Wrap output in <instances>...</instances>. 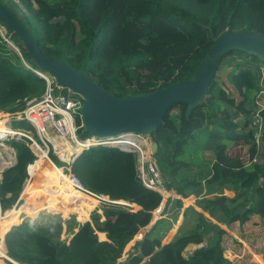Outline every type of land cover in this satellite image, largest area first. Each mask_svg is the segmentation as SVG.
Returning <instances> with one entry per match:
<instances>
[{"label": "trees", "instance_id": "trees-1", "mask_svg": "<svg viewBox=\"0 0 264 264\" xmlns=\"http://www.w3.org/2000/svg\"><path fill=\"white\" fill-rule=\"evenodd\" d=\"M0 3L28 28L44 55L81 70L116 97L148 94L191 80L216 37L225 31H248L264 36V0H0ZM60 22H68V30L60 29ZM0 26L18 49L19 57L14 52L13 56L30 66L27 69L21 62L15 65L10 57L0 54V111L12 114L24 109L26 99H39L45 90V81L31 69L46 71L32 62L17 34L1 18ZM5 44L0 36L1 51ZM235 53L247 60L232 64L227 58ZM256 62H259L257 57L238 51L224 55L207 94L189 116H185L186 104H175L166 111L156 131L149 134L151 142L158 146L153 157L167 190L182 198L194 195L195 205L204 211L187 207L177 233L168 243L162 244L178 220L181 201H172L176 209L172 215L151 224L162 197L136 179L137 154L94 146L81 151L71 171L91 192L112 201L128 202L131 207L101 204L76 231H66L72 229L68 220L63 229L56 215H41L39 219L45 218L44 223L30 219L17 225L19 221H7L0 228L1 237L5 234L4 247L10 259L4 260V264H13L12 261L16 264H234L224 254L222 243L226 231L222 227L229 229L233 223L243 225L253 215L264 222V161L252 162L258 148L251 133L244 132L255 112V97L261 90ZM223 66L231 67L228 80L238 97L229 93L218 78ZM260 115L264 120V108ZM13 123L29 130L26 121ZM76 123L80 125L81 120L77 119ZM77 134L80 139L90 137L82 132V127ZM26 142L23 138L7 141L15 151L16 161L2 172L0 182L1 211L13 210L18 217L30 210L26 205L28 200L39 206L49 200L38 195L30 197L29 191L20 196L28 178L27 168L36 160ZM240 142L248 148L250 164L226 153L230 144ZM262 142L264 145V132ZM202 150L212 155L209 171L196 168L185 173V167L196 166L195 160L200 159L198 153ZM50 151V160L59 162ZM191 156L194 159H188ZM43 184L32 180L28 188L38 191ZM225 190L233 191L235 196H221ZM19 197L23 202L12 208ZM80 203L76 199L61 205L65 215L76 213L74 226L88 216ZM133 204L140 209L134 211L132 207L137 206ZM32 207L36 212L45 209ZM150 224L127 252L125 262H119L125 247ZM62 232L71 234L68 243L60 238ZM190 244L203 246L184 257L183 252Z\"/></svg>", "mask_w": 264, "mask_h": 264}, {"label": "water", "instance_id": "water-1", "mask_svg": "<svg viewBox=\"0 0 264 264\" xmlns=\"http://www.w3.org/2000/svg\"><path fill=\"white\" fill-rule=\"evenodd\" d=\"M0 18L17 34L32 62L39 69L53 76L58 87L69 88L83 99L80 109L82 132L99 139L121 135H149L156 131L166 111L175 104H186L185 116L188 117L207 94L222 58L232 51L257 57L264 63V36L248 31H225L216 37L214 45L205 53L191 80L148 94L116 97L81 70L63 60L44 55L28 28L1 3ZM12 47L18 52L17 48ZM151 148L152 154H155L158 146L152 143Z\"/></svg>", "mask_w": 264, "mask_h": 264}, {"label": "built area", "instance_id": "built-area-1", "mask_svg": "<svg viewBox=\"0 0 264 264\" xmlns=\"http://www.w3.org/2000/svg\"><path fill=\"white\" fill-rule=\"evenodd\" d=\"M2 29V26H0ZM4 28V27H3ZM6 35V31H5ZM3 33H1L0 30V36L2 39H4L9 45H14L12 42H10L6 36ZM262 68V67H261ZM33 72L42 78L45 81V90L41 97L39 99H26L25 107L22 111L16 112V113H6L5 115L9 121L8 123H1L2 129H0V145H3L5 141L15 138V139H26V145L30 148V150L36 155V159L38 158V152L44 151L38 141L28 134V130L22 129V128H13L10 127V125L14 121H26L29 123L33 129L36 130V134L38 135L40 141L44 144L46 150V157L47 159L54 164L50 158H48V151H49V145L53 150L58 149L59 147H63L64 151L69 150H86L90 147L94 146H105V147H111L116 146L122 149L125 152H135L137 154V164L139 167V174H140V180L144 188L154 191L161 195L162 201L161 203L166 200L169 197H172L170 190H167L165 187L159 171L156 164V161L153 157L152 153L148 152V146L147 142L144 140V136L139 135H121L114 138H105V139H99L94 137H89L86 139H80L77 130L83 126V121L80 113V109L82 106L83 99L78 96L76 93H74L69 88H61L56 85L55 79L53 76H51L47 72H42L39 70L31 69ZM260 85L263 87L261 89L255 99V112L252 115L251 120L247 124L245 128V132H250L252 135L253 142L257 146L258 149H260V142H262L263 132H264V120L263 117L260 115V112L263 110L264 105L259 103L257 101V98L264 96V68H262L261 73V79H260ZM80 119L81 124L77 125L76 120ZM51 129L58 140V143H54L56 139L53 141L43 138L46 137V132ZM122 136H125L123 139ZM129 136L132 138L133 145L129 146L126 142V137ZM114 140H118L117 144H113L112 142ZM262 144V143H261ZM74 146H76L74 148ZM10 154L7 157L8 162H4L1 165L2 169L0 170V182L2 180V172L15 164L16 158H15V151L9 147ZM45 152V151H44ZM64 155H57V158L60 162L65 163L66 166L62 167L60 170L64 174V177L67 179L66 182L70 184L71 188L73 190L79 191L83 193L87 198L93 199L94 201L101 204H118L117 201L110 200L107 196L103 194H97L94 192L89 191L84 185L81 183V181L78 179L77 176L74 174H71V167L73 161L69 162L67 161L66 157ZM252 162H256V157L252 160ZM248 164H250L248 162ZM35 166L36 160L30 164ZM27 168L28 178L25 181V185L28 184L30 181L32 175L30 173L29 167ZM55 165V164H54ZM65 179L61 178V181H64ZM24 189V188H23ZM188 198H182L181 203L183 200H188ZM193 200V199H191ZM19 203V200L16 204ZM122 205V204H120ZM182 205V204H181ZM124 206L131 207L128 204H125ZM15 205L13 206V208ZM98 208V207H97ZM6 212H2L0 209V221L4 220L6 218ZM73 214V213H72ZM76 215V213H74ZM156 215H159V211ZM141 236V234H139ZM4 235L1 237L0 235V242L3 246V254L0 255L1 259L9 260V258L6 255V249L4 247Z\"/></svg>", "mask_w": 264, "mask_h": 264}, {"label": "rangeland", "instance_id": "rangeland-1", "mask_svg": "<svg viewBox=\"0 0 264 264\" xmlns=\"http://www.w3.org/2000/svg\"><path fill=\"white\" fill-rule=\"evenodd\" d=\"M68 26H69L68 22H60V24H59L60 29H63V30H68ZM0 30H1V33H3L5 35L6 29L2 27V29L0 28ZM13 46L15 48H17L15 45H13ZM13 52L18 56V54H17L18 52L15 49H13V47L10 46L7 42L4 45L3 51L0 50V54L3 55V56L10 57L11 58L10 60H11V62L13 64H15V65L18 64V66H19L20 65V62H21L22 65L25 68L29 69L30 66L28 65V63L25 62L24 60H21V59H20V62H18L16 60V58L13 56ZM227 59H228V61L229 60L232 61V64H234L236 62H240V61H243L244 62L245 60H247V58L244 57V55H240V54H236V53L235 54H232ZM77 61H79V59H77ZM256 63H257L258 66L256 65ZM256 63H254V66L257 67L258 68V71H259V82H258V84L261 87V89H263V87L260 85V79H261L262 68H264V63H262L260 61L259 62H256ZM226 67L227 66H223L219 70V72H218V78H219L222 86L229 93H231L234 97H238L236 91L233 89V87L231 86V84L229 83V80H228V75H229V71H230L231 67H227V68ZM255 99H256V97H255ZM257 101L259 103H261L262 105H264V96H261V97L257 98ZM5 114H6L5 112L0 111V125L1 126H2L1 123H8V121H9V119L6 116H2V115H5ZM10 127L18 128L20 126L17 123H12L10 125ZM30 127H27V129H29L28 130V134L30 136H33L38 141V143L40 144V146L42 147V149L44 151H46L47 149L45 148L44 144L40 141L38 135L36 134V130L33 129V127L31 125H30ZM244 132H245V128H244ZM46 134H47L46 137H43V138H47V139H49L51 141H53L54 139H56V141L54 143H56V142L58 143L57 137H56L55 133L51 129H49L48 132H46ZM144 140H145V142H147L148 152L149 153H153V150L151 148L152 142H151L150 136L149 135H145L144 136ZM2 144L3 145H0V170L2 169L1 165L3 163V160H4V162H8L9 161L7 157L10 154V150L8 149L9 146H8L7 142L5 141ZM259 145H260V149H258V154L256 156V162L257 163L264 161V145H263V142H260ZM75 147L76 146H74V148ZM111 147L117 148L120 151L125 152V150L123 151L119 147H116V146H111ZM247 150H248L247 146H245L243 143L240 142L238 144H230L229 147L226 150V153L228 155H230V156H237V157L239 156L241 159L244 160L245 164H248L247 163V160H248ZM49 151L56 158H57V155H64L66 157L67 161H69V162L73 161L74 162L76 160V158L79 156V154L81 153L82 150L80 152H78V153H76L75 150H69V152L68 151L66 152V151L63 150V147H59L58 149L53 150L51 148V146L49 145ZM49 151H48V155H47L48 158H49ZM37 154H38V158L36 159V161L38 159L44 158V155L46 154V152H44V155H40L39 152ZM185 157H187V156H185ZM185 157H183V158H185ZM198 157L200 159L198 161L195 160L196 166L194 165V166L187 167V168L185 167L183 169V171H185V173L194 172L196 170V168L198 170L203 168V170L205 171V173H207V171H209V169L211 167V164H212V159H211L212 158V155H211V153L209 151L202 150V151H200L198 153ZM188 159L192 160V159H194V156H191V158H188ZM57 160L59 161L58 158H57ZM49 162L50 161H48V164L50 166L51 165L50 164L51 162L50 163ZM54 164H55V166H58L60 169L62 167H65L66 166L65 163H62L60 161L59 162L56 161ZM43 165H44V167H47V172L46 173H41L40 176L36 175V178L35 179H33L34 176H32L31 179H30V181L28 182V184H31L32 180L37 182V181H39V178L40 179H45L47 181V184L48 185L45 186V182H44L43 186H44L45 189H48L49 192L46 191V190H39V191H31V190H28L29 191L28 194H29L30 197H34V195H38V196H41L42 197V200H43V198L45 199V201L47 199H49V200L46 202V205H45V203H43V206L42 205L39 206V205L35 204L34 202H32L31 200H28V202L26 203V205L30 207V210L27 213L28 214H32L33 216L28 215L27 213H21L19 215V223L17 225L21 224L25 220H30V219L35 220L37 222H43L44 223V222H46L45 221V218L39 219V217H41V215H56V216L59 217V218H57L58 222H61L62 221L61 224L64 227L63 229H66L65 228L66 227V221L68 220V224L71 225V228L73 230L72 229L71 230H68V228H67L66 231H74V230L76 231L80 225H82L85 221H87L89 219L90 213L94 209H96L97 207H99L100 204L98 202L94 201L93 199L87 198L83 193L80 192L81 193L80 194L79 191H76V190H74L73 192L68 191V187L66 185L67 183L66 182L64 183V181H61V178L58 175H54V171L48 165L42 164L41 166H43ZM70 165H73V163L70 164ZM134 171H135V177H136V179L139 180V182L141 183L140 174H139V167H138V164H137V157H136V161H135ZM71 174H74V173L71 172ZM27 185H25L24 188ZM43 186L41 188H43ZM69 188H71V187H69ZM234 195H235V193L232 192V191H230V190H225L221 194V196H226V197H229V198L233 197ZM60 196L63 198L62 201L61 200H55V199H57ZM192 196L195 197L194 195H192ZM211 197H212V195H211ZM76 199H78L81 202L80 204L86 210L85 212L86 213L88 212L87 220L82 221L78 226H74V223H72V222H75L76 221L75 220L76 217H75V214L73 212H69L67 215H65L64 212H63L64 215L61 214L60 212H58V211H61L62 212V210L64 211V208L62 209V206H61L63 203H66V202H74ZM168 199L169 200H167V203L165 204V208L163 210V213L161 215V218H164L163 217L164 214L166 215V217H169L176 210L173 207V205H172V203H173L172 200L170 198H168ZM196 199L197 198L195 197V201H196ZM21 202H23V200L21 201V199L19 197V203H21ZM18 204H15V207H17ZM52 204H54V205H52ZM58 204H60V207L58 206ZM130 205H132V204H130ZM133 205H136V204H133ZM32 206L38 207V208H45V209L44 210H40L39 212H36V211L33 210V207ZM15 207H14V209H15ZM187 207H189V206H187ZM187 207H184L183 206V208H187ZM132 209L134 211H136V210L140 209V207L137 206V208H136V207L133 206ZM181 209H182V206H181L180 210ZM180 210H179V212L181 214V211ZM199 210H201V212H204L201 208ZM154 213H155V215H154ZM156 213H157V210L155 212H153V215L154 216H153V220H152L151 224L154 223V221L157 219V216L158 215H156ZM7 214H8V212L6 213V215ZM255 216L257 217V215H253V216L250 217V220L247 221L251 226H253L251 224V222H252V219ZM7 218L8 219H5V220L1 221V223H0V226L1 227H2V223L4 221H13V222H15L14 220L16 219V217H14L13 215H11V216H9ZM158 219H160V218H158ZM179 223H180V219H178L175 223H173V225L174 226H178ZM262 223H263V227H264V222H262ZM235 225H236V223H235ZM149 226H147L144 229H141L139 231V233L134 237V239L126 246V248L124 250V253L121 256L119 262H125L126 253L128 252V251L125 252L126 249H129V247H131L132 245H134L136 241L140 240L142 238L143 234L149 228ZM223 227H225V226H223ZM172 228H174V227H172ZM222 229H224L226 231V235L223 237V243H222V245L224 247V254L226 256H228L230 258L232 257L231 255H229V253L227 251H231L232 252L234 250L236 252V251H240V250H243V251L245 250V255L243 256V259H242V262L243 263L240 262V264H246L248 262V257H246L247 254H249L250 257H251V260H250V262L248 264H262V262L259 260L260 259L259 256L260 255H263V253H264V229L263 230H260L259 232H258V230L255 231V232L252 231V229H253L252 227L250 229L244 230L242 228V226L241 227H238V228H235V229L233 227H232V229H231V227L229 229H227L226 227L225 228H222ZM7 230H9V229H7ZM182 230H185V228H182ZM69 234L70 233H68V232H62V235H61L60 238L63 241H66V243H68V241H69V239L71 237L70 236L71 234L70 235ZM139 234H141V236H139ZM237 237L240 238L241 240H239ZM231 248H233V249H231ZM195 249H197L196 245L193 248L187 250L186 252H185V250H186L185 249L184 250V253L188 256V253L189 252L192 253ZM254 254L255 255H258V256H254ZM231 261H233V259H231Z\"/></svg>", "mask_w": 264, "mask_h": 264}, {"label": "crops", "instance_id": "crops-1", "mask_svg": "<svg viewBox=\"0 0 264 264\" xmlns=\"http://www.w3.org/2000/svg\"><path fill=\"white\" fill-rule=\"evenodd\" d=\"M37 175L39 176V174H38V171H37ZM41 181H43V182H45V186L46 185H48L47 184V181L45 180V179H40L39 178V181H37L39 184L41 183ZM29 190H31V191H35L34 190V188L33 189H30V188H28ZM39 190H46V191H48L49 192V190L48 189H45L44 188V186H43V188H39L38 189V191ZM171 192V194L173 195L172 197H169L172 201H175V200H182V197L180 196V195H177L176 193H174V192H172V191H170ZM233 192V191H232ZM235 196V195H234ZM233 196V197H234ZM233 197H231V198H233ZM191 199H193V200H191ZM167 200H169L168 198L166 199V200H164L161 204H160V209H158L157 210V212L159 211V215L157 216V219L158 218H161V215H162V211H163V209H164V207H165V204L167 203ZM188 200H190V202H188L189 204H187V200H183V202H182V209L180 210L181 211V214H179V216H178V219H180V223L178 224V226H174L173 225V227L174 228H172V230H170L169 231V233L166 235V237L164 238V240H163V242H162V244H166V243H168L172 238H173V236L177 233V231H178V229H179V227H180V225H181V223H182V212L186 209V208H183V206L184 207H187V206H189V207H193L195 210H197V211H199V212H201V210H199V208H197L196 207V205H195V197H193V196H190V198L188 199ZM45 205H46V203H45ZM191 205V206H190ZM43 206V205H42ZM49 211V210H48ZM58 212H60L61 214H63V212H61V211H58ZM157 214V213H156ZM12 215L14 216V217H16V219L14 220L16 223L19 221V217L17 216V215H15L14 214V212L12 213ZM64 215V214H63ZM45 216H47V215H45ZM44 216V217H45ZM154 216V215H153ZM7 217H9L8 215L6 216V218L5 219H8ZM38 217V216H37ZM164 218H167L166 217V215L164 214V216H163ZM40 218V217H39ZM4 219V220H5ZM87 220V219H86ZM89 220V219H88ZM87 220V221H88ZM1 221H3V220H1ZM7 221H4L3 223H2V226H4L5 225V223H6ZM251 222V221H250ZM153 224V223H152ZM251 224L253 225V226H251L248 222H246V223H244L243 225H239L238 223H236V225H235V223H233L232 225H231V229H232V227L235 229V228H238V227H241L242 226V228L244 229V230H246V229H250L251 227L253 228L252 229V231H257L258 230V232L260 231V230H263L264 229V227H263V223H262V221H261V219L257 216H255L253 219H252V222H251ZM151 226V225H150ZM149 226V227H150ZM222 227V226H221ZM222 228H225V227H222ZM7 232V231H6ZM99 234H103V235H105L104 233H98V235ZM5 235V234H4ZM238 238V237H237ZM239 240H241L240 238H238ZM101 240V239H100ZM133 246V245H132ZM131 246V247H132ZM195 246V244H190V245H188L187 246V248H186V250H185V252L187 251V250H189V249H191V248H193ZM201 246H203V244L202 245H196V247L197 248H199V247H201ZM131 247H129V249H126V251L125 252H127V251H129L130 250V248ZM126 248V247H125ZM231 249H233V248H231ZM226 252V251H225ZM228 253H229V255H231L232 257L230 258V257H228V256H226L225 255V257L226 258H228L229 260H231V259H233V263L234 264H240V262H242V259H243V256L245 255V250L243 251V250H240V251H227ZM231 252V253H230ZM127 254V253H126ZM192 253L191 252H189L188 253V256H190ZM183 255H184V257H188L184 252H183ZM254 256H258V255H255L254 254ZM246 257H248V262L246 263V264H248L249 262H250V260H251V257H250V255L249 254H247V256ZM260 257V261L262 262V264H264V253H263V255H260L259 256ZM2 260V264H4V261H3V259H1ZM243 263V262H242Z\"/></svg>", "mask_w": 264, "mask_h": 264}, {"label": "bare ground", "instance_id": "bare-ground-1", "mask_svg": "<svg viewBox=\"0 0 264 264\" xmlns=\"http://www.w3.org/2000/svg\"><path fill=\"white\" fill-rule=\"evenodd\" d=\"M0 129H2V127H0ZM122 138L124 139L125 138V136H122ZM126 144L127 145H129V146H131V145H133V139L132 138H130L129 136H127L126 137ZM113 144H117V143H120V142H118V140H114L113 142H112ZM76 151V153H78V152H80L81 150L80 149H77V150H75ZM46 152V151H45ZM39 154L40 155H44V152L43 151H39ZM64 157V156H63ZM48 159H47V157H46V154L44 155V158H41V159H38L37 161H36V165L35 166H33V165H30V167H29V170H30V173H31V175L32 176H34L33 177V179H35L36 178V175H37V171H38V173H39V176L41 175V173H46L47 172V167H44V165L43 166H41L42 164H46V165H48L49 166V164H48ZM50 163V162H49ZM51 165L49 166L53 171H54V175H58L60 178H63V179H65L64 180V183L66 182V178L64 177V174L61 172V170H60V168L58 167V166H55L54 164H52V163H50ZM67 183V182H66ZM30 184H28L24 189H23V191H22V193H21V195L20 196H25V193L29 190L28 189V186H29ZM67 185V187H68V191H71V192H73L74 190L72 189V188H69V187H71L70 186V184L69 183H67L66 184ZM72 189V190H71ZM80 193V192H79ZM81 194V193H80ZM84 196V195H83ZM117 203L118 204H122V205H125V204H128V205H130V203H128V202H124V201H117ZM131 206V205H130ZM12 213H13V210H10L9 212H8V216H11L12 215ZM6 215V216H7ZM0 223H1V221H0ZM1 227V226H0ZM2 248H3V246H2V244H1V242H0V255H2L3 254V250H2ZM16 263V262H15ZM18 264V263H17Z\"/></svg>", "mask_w": 264, "mask_h": 264}, {"label": "clouds", "instance_id": "clouds-1", "mask_svg": "<svg viewBox=\"0 0 264 264\" xmlns=\"http://www.w3.org/2000/svg\"><path fill=\"white\" fill-rule=\"evenodd\" d=\"M154 215H155V213H154Z\"/></svg>", "mask_w": 264, "mask_h": 264}]
</instances>
